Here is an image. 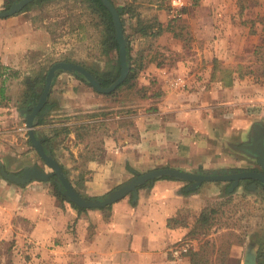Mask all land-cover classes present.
Returning a JSON list of instances; mask_svg holds the SVG:
<instances>
[{"label": "crops", "instance_id": "obj_1", "mask_svg": "<svg viewBox=\"0 0 264 264\" xmlns=\"http://www.w3.org/2000/svg\"><path fill=\"white\" fill-rule=\"evenodd\" d=\"M57 5L34 3L0 19V160L5 168L16 158L38 165L25 126V110L30 112L38 100L24 94L40 93L41 85L33 83L39 68L47 72L63 59L85 64L74 44L64 42L53 10ZM196 8L194 17L184 18L185 32H173L160 10L154 16L169 29L156 39L135 30L130 37L123 28L132 47L130 70L138 68V74L113 95L97 93L70 73H56L33 130L80 196L100 199L135 174L161 168L202 174L260 170L251 148L259 136L264 142V84L235 62L237 45L246 38L226 27L224 3L200 0ZM108 41V58L95 65L105 78L117 64ZM183 42L192 46L187 55ZM166 47L177 58L174 64L157 62L158 51L165 53ZM218 66L233 69L229 84L214 74ZM52 183L0 181V214L27 225L26 236L41 249L56 243L59 258L67 259L64 264H190L186 254L174 257L172 249L190 241L191 249H197L187 233L201 211L221 201L225 192L233 193L238 205L234 219L243 217L241 229L232 231L246 233L243 243L231 246L229 261L262 264L264 217L257 205L249 207L250 215L239 206L245 189L261 191L257 184L253 188L242 181L232 188L230 182H205L189 191L186 182L160 178L139 188L136 199L130 195L108 210L78 212L54 195ZM217 228L210 237L226 231Z\"/></svg>", "mask_w": 264, "mask_h": 264}, {"label": "rangeland", "instance_id": "obj_2", "mask_svg": "<svg viewBox=\"0 0 264 264\" xmlns=\"http://www.w3.org/2000/svg\"><path fill=\"white\" fill-rule=\"evenodd\" d=\"M12 1L14 0L2 2L0 11L6 10ZM181 1L187 4L181 11L182 17L183 15L184 17L172 19V0H113L115 7L122 10L124 8L129 9L128 12L123 14L121 22L123 28H127L130 37L133 30L137 31L136 18L138 16L142 18L152 17L156 15L157 10H160L162 15L164 13V16L170 19V21L167 19L169 21L168 26L173 32L176 33L178 30H183L184 28L182 27L186 26L183 23L186 21L184 18L190 19V17L195 16L196 7H198L200 0ZM218 1L224 3L227 10L226 27H229L230 31H234L236 35L246 38L242 44L237 45L235 53H238V55L235 58V62H240V64L236 63V66L250 69L254 79L264 84V0ZM48 2H58L57 7L53 8V10L59 14V29L61 28L62 30L61 34L64 36V42L74 44L77 56L84 59L86 67L97 70L95 66L99 67L97 62L100 59L103 61L105 56L108 58V53L104 51V48H109L108 39H110V36L106 29V22L95 13L94 5L87 0H49ZM105 39L107 40L105 41ZM183 43V52L187 55V51L189 52L192 46L189 42ZM133 47L135 48L136 45H133ZM164 50L168 51H165V53L158 51L160 56H157V62L159 64H168L172 61V64H174V60L176 61L177 58L171 56L170 49L167 47ZM112 57L115 63L118 54L114 47ZM183 58L189 59V56H183ZM230 64L233 66L234 63L230 62ZM107 69L111 72V65ZM98 70L100 71L99 68ZM0 158H2V155H0ZM5 164L7 165V168H5L7 172L18 173L24 167L31 166L32 162L16 158V160L7 161ZM37 164L40 166L44 165L38 157ZM44 168L47 169L45 166ZM0 181L8 183L1 176ZM27 229V225H19L15 219H10L8 216L0 214V264H64V262H67V259L62 260L59 258L63 255L54 248L57 245L56 243L54 247L43 250L40 246L29 241L26 236ZM194 240L198 247L204 237ZM186 243L190 246L188 252L193 250L191 249L192 242ZM49 250L51 251L49 252ZM69 252L68 257H72L73 251L70 250ZM69 264H72V261H69ZM229 264H236V261L230 260Z\"/></svg>", "mask_w": 264, "mask_h": 264}, {"label": "water", "instance_id": "obj_3", "mask_svg": "<svg viewBox=\"0 0 264 264\" xmlns=\"http://www.w3.org/2000/svg\"><path fill=\"white\" fill-rule=\"evenodd\" d=\"M36 0H14L6 10L0 11V19L13 16L21 12L29 4ZM104 7L107 8L111 14L112 23L114 27V39L118 47V61H119V76L108 87L103 88L100 82L83 66L70 62L54 63L47 71L43 90L38 101L34 104L31 111L25 110V126L27 129V137L31 143L32 148L43 162L44 166L50 170L46 172L38 165L26 167L18 173H10L5 170L3 163L0 161V176L9 184L16 186H24L33 181L47 182L52 180L56 185L58 192L66 200V202L73 204L81 209H100L118 202L124 197L131 195L133 199L137 198L138 189L147 183H154L160 178H171L177 181L188 183L187 190L194 191L198 186L205 182H230L232 188H235L242 181H253V188L259 183L264 187V142L262 136L256 138L254 146L251 150L256 154L257 164L260 170H239L221 172L217 174H202L184 172L172 168H161L151 170L143 174H135L128 182L113 189L101 199H83L72 187L61 167L53 158L51 153L44 148L41 141L36 138L34 133V120L39 111L44 106L51 86L52 81L59 71L70 73L78 78L85 80L93 90L100 94H110L123 84L130 71V62L127 59V43L123 32V24L121 22L119 12L110 0H100ZM232 188L230 189L232 191ZM254 256V255H253ZM251 255V257L253 258ZM251 264H255L251 259Z\"/></svg>", "mask_w": 264, "mask_h": 264}, {"label": "trees", "instance_id": "obj_4", "mask_svg": "<svg viewBox=\"0 0 264 264\" xmlns=\"http://www.w3.org/2000/svg\"><path fill=\"white\" fill-rule=\"evenodd\" d=\"M47 1L49 0H36L33 3L29 4L27 7H25L21 12L27 10L34 3H43ZM87 1H90L94 5L95 13L106 22V29L110 35V39L113 44V47L118 54L117 43L114 39V27L112 23L111 14L107 10V8L103 6L100 0H87ZM110 1L114 5L113 0ZM116 10L119 12V16L121 20H123L122 19L123 14L129 11L128 8L127 9L124 8L122 10L119 9L118 7H116ZM136 24H137V33L140 34L141 36L150 39H156L164 31L169 29V28H163L161 24L158 23L156 16H152L149 18H142L138 16L136 18ZM130 50L131 48L129 44H127V59L131 63L132 58L130 56ZM62 61L75 63L83 66L100 82L103 88L110 86L119 76L120 68H119L118 58L116 60L117 64L114 68V74L111 77H107V78L103 77L100 71L86 67V65L81 61H72L69 59H63ZM214 72H215L214 74L218 75V78H220V80L223 83L229 84V82L226 79L232 76L233 69H229V68L223 69L221 66H218V70ZM46 73L47 72L46 69H44V66L39 68L38 72L34 75L33 83L36 86L41 85V87L39 88L40 93L34 94L32 92L29 93L27 91L28 94L26 93L24 94L26 99H29L30 97H33L36 101L39 99L40 94L43 90ZM137 74H138V68L136 69L131 68L129 74L127 75V78L125 79V81L121 86L128 85L131 82L135 81V79L137 78ZM82 81L88 84L85 80L82 79ZM0 92L3 91L0 90ZM114 93L115 91L110 93V95H113ZM28 143L30 144L29 140ZM163 179H168V178L164 177ZM247 182L253 183V181L251 180H248ZM148 185L149 183L145 184L144 186H148ZM257 185L261 188V191L253 193L252 191H248L247 189H245L240 194L239 206L241 210L244 209V213L246 215H250L249 207L252 208V206L256 207L257 205L258 211L262 212L260 216L264 217V187L259 183H257ZM52 187H53L54 195L59 200L66 202V200L62 198L61 194L57 191L56 185L52 183ZM250 195L253 196L252 200L248 199V196ZM81 197L86 200L95 199V198H86L83 196ZM233 200H235L233 193L225 192V195L221 201L212 205H208L201 211L199 217L196 219L195 223L187 233V238H189L190 240L204 237V240L198 245L196 250H191L188 252V254H186V256L189 258L190 264H229V252L231 246L233 244L243 243V238L246 235L245 232H240V234H236L235 232L232 231V229H237V228L241 229L242 227L241 220L243 218L240 217L238 220L234 219L237 213L238 205H235L233 203ZM70 206L75 210H77L78 212H82L86 210V209H81L73 204H70ZM109 208L110 206H107L105 208H100V210H108ZM214 227L216 228L218 227L217 229L224 228L226 229V231L219 233L215 238H212L210 236L212 231L214 230ZM262 249H264V247ZM260 260L262 261V264H264V251L260 254Z\"/></svg>", "mask_w": 264, "mask_h": 264}, {"label": "built area", "instance_id": "obj_5", "mask_svg": "<svg viewBox=\"0 0 264 264\" xmlns=\"http://www.w3.org/2000/svg\"><path fill=\"white\" fill-rule=\"evenodd\" d=\"M186 6H187V4L181 0H172V2H171V7H172L171 17H172V19L180 18L182 16L181 11ZM189 248H190L189 244L184 243L179 247L173 248L172 249V255L174 257H180L182 255H185L188 252Z\"/></svg>", "mask_w": 264, "mask_h": 264}]
</instances>
